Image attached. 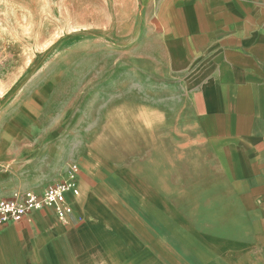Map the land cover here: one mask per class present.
Listing matches in <instances>:
<instances>
[{
  "label": "crops",
  "instance_id": "obj_1",
  "mask_svg": "<svg viewBox=\"0 0 264 264\" xmlns=\"http://www.w3.org/2000/svg\"><path fill=\"white\" fill-rule=\"evenodd\" d=\"M76 16L58 85L0 128V200L66 201L1 227L0 264H264V0Z\"/></svg>",
  "mask_w": 264,
  "mask_h": 264
},
{
  "label": "rangeland",
  "instance_id": "obj_2",
  "mask_svg": "<svg viewBox=\"0 0 264 264\" xmlns=\"http://www.w3.org/2000/svg\"><path fill=\"white\" fill-rule=\"evenodd\" d=\"M99 1L0 0V128L21 105L36 107L35 99L58 85L52 77L64 35L80 4Z\"/></svg>",
  "mask_w": 264,
  "mask_h": 264
},
{
  "label": "built area",
  "instance_id": "obj_3",
  "mask_svg": "<svg viewBox=\"0 0 264 264\" xmlns=\"http://www.w3.org/2000/svg\"><path fill=\"white\" fill-rule=\"evenodd\" d=\"M68 189L69 183L65 181L51 184L42 193L24 192L15 194L12 199L0 200V228L10 222L19 221L44 206H63Z\"/></svg>",
  "mask_w": 264,
  "mask_h": 264
}]
</instances>
